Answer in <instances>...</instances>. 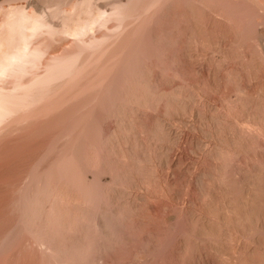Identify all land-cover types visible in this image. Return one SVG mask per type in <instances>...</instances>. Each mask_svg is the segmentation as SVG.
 Returning <instances> with one entry per match:
<instances>
[{
    "label": "rangeland",
    "instance_id": "374dc122",
    "mask_svg": "<svg viewBox=\"0 0 264 264\" xmlns=\"http://www.w3.org/2000/svg\"><path fill=\"white\" fill-rule=\"evenodd\" d=\"M76 1L77 0H63V1L62 0H0V45H2L0 46L1 47L0 51L1 49L5 51L9 49L7 53L10 54L12 52L10 51L12 50V48L14 52H17V50H21L24 47H26L28 52L32 54L30 55V58L27 57L26 59H29V61L31 62L33 61L32 63L31 62L28 63L29 61H26L27 63L25 62L28 65L27 67L26 66L24 67V69L26 70L20 69L23 74L20 73L21 71L18 72L17 70L14 69L15 71H17L16 73L18 75L14 73L15 71L14 72L11 71V74L9 73L8 75L7 73L6 76L4 75L0 79L1 80L0 90L2 91V92L0 91V95L2 94L1 96H3V94L5 93L4 97L6 98L7 96L5 95L8 94L10 98V95L13 94L11 98H14L15 96V99H17L18 101V102L14 101V104L16 107V108L14 107L15 108L14 114L16 116L13 113H11L13 116L11 114L7 116V118L3 120L4 122H6L7 120V122L4 123L2 121L4 125L2 123L0 125V264H58V263L59 264H71V263L74 264L76 260L77 262L75 264H103V259L105 260L104 261L105 264H152V263L157 264L156 263L157 260L158 259L160 260L162 257H164V255L168 253L169 248H171L172 246L173 247L175 246L173 242L176 239V237H174V236H177L176 234L180 232L189 233V231H187L188 229L193 231V228H195L196 230V227L197 229H199L198 225H200V228H202V224H203L202 222H204V221H200L201 222L200 223V222H197V220H194L196 223L193 222L195 224H191L192 222L190 223V220L186 218L185 214H181L182 208L184 207H189L198 212L203 206L202 205L203 201H199L200 200L199 192H195L194 188L192 187L190 188V186H187L185 184L183 185L181 180H178L175 183L176 190H178L177 194L179 193V195H177V199H173V198L170 199V196L167 195V193H165L166 191L163 190L165 196L167 195V198L164 197L163 200H160L165 204L161 202L160 204L162 205L161 206L162 209H160L159 207L160 205H158L159 209L157 210V213L155 214H151L150 212L151 210L148 211L147 209L148 207L142 203L143 207L139 208L140 217H138L139 215L134 216V214H131V210H128L130 209L129 207L130 205L128 206L127 203L122 202L125 200H122V201L110 200V199L107 200L108 197H105L106 195L105 196L102 195L100 199H98L99 201L98 200L97 202L94 201L96 205L93 204L94 208L91 207L92 212L90 214L91 216H89L91 217V219L87 220L88 223L86 221H84L83 224H81V222H78V224L82 225V227L79 225L81 228H84V230L85 228H87L89 229V232L88 230H85V231L83 229L81 230H83L88 235L91 233L90 236L85 234V237H84L83 236L84 232L82 233V231L80 230L82 233L81 238L83 236L86 242L91 239V241H88L89 243L87 242L88 245H86L87 243L83 244V241H82L83 238L80 239V237H78L77 235V232L80 229V227L77 226L76 228L78 230L76 229V232L74 231V233H72L71 231V233L74 234L75 239L78 237V239L81 240V243L83 245L80 243L79 244L82 246H85V248L84 247L83 248L86 250H83L82 252L81 251L80 252L84 255L86 253L88 254V255L86 254L85 256L83 255L82 257H81V253L79 256L75 255L74 257H76V260L75 258L73 259V257L71 258L70 255L73 256V253H70L71 251L69 252L67 251L68 254L66 252H63L65 255L62 252L60 253V255L59 254L56 255L55 251L49 250L52 248H48L47 246H45V244L39 243L40 240H38V238H41V235L39 234V237H38L36 230L33 229L35 232H33L32 229H31L32 231L30 230V228L32 227L26 224L27 218L25 217V215L29 213L31 209H33L32 207H35L36 204H38L36 203L37 201L43 204L44 202L40 200L30 202V200L33 199L32 197L35 196L34 194H36L37 196L40 192L41 193L45 192L44 190L46 189V187H49V189H53L54 187L56 189L57 188L62 189L61 188L62 186L64 187V190L62 189V191L63 192L65 191L64 192L65 196L67 195L68 192L66 193V191L68 189L67 188L68 182L66 181L68 179L67 178L68 170L65 171L67 167L63 168L64 167L63 158L64 160H66L67 157H70V155L74 154V156L81 155L80 157L83 158L82 160H84L83 153L85 154L86 149L90 148L88 146L89 145L91 146L90 141L88 142V140H91L90 138L93 139V136H94L93 131L90 133L89 131L92 130V128L94 130L95 126L98 129L105 128L104 130L106 131L107 130L109 131V129L114 130L116 128L115 130L116 136H114V139L115 137H117L116 139L119 140V137L121 136H122L121 137L122 139H126L123 137L124 133L127 136V138L129 137V139H126V140H128L129 145L131 147L127 146L128 142L126 140H124L126 141L124 142L123 140L121 141V138H120L119 141L120 143L123 142L122 144L123 149L126 148L127 151L132 150L131 154L134 155L133 157L136 156L135 157L136 162L134 160V162L136 163V166H135L136 169L134 168V166L133 167L131 166L133 168L132 171L135 169V171L133 172L136 175L135 174L133 175L137 177L138 179L143 180V182L145 180L148 182L149 181L152 182L148 184L150 186V188L148 187L149 191L153 190L150 192L159 191L158 190L159 188H157V186L160 184H161L160 188L162 189V185H163L162 182H164L163 180H165V176H166V172L163 171L162 169L150 167L148 164L145 165L144 162L140 161L143 157V154L145 153L148 154V151L149 152L151 151V149H149V140L151 141L150 138H152L153 134L157 131L155 128L156 127L155 123L157 120H160L161 122L163 121V124H165L166 126L168 125L167 127H174V129L178 133L186 132L187 134H189L188 138H191L194 144H196V142L208 144L209 141H212V139L209 138L208 135H210L215 140L217 138V141L220 143V146H222V148L220 147L221 150L223 149L224 151L222 152L220 148L218 147L217 150L219 153L217 151L216 153L220 154L221 157H219V155H217L216 153L214 154L215 151H213L210 153L211 156L209 155L207 158L204 157V159L202 157L201 159V161L203 160L202 163L205 166V171L206 170H207L206 172L209 171L212 175H213L214 170L211 169L212 166L210 167V164L212 161H214V159H217V156L220 159H222L223 157L224 159H222V161L227 160L228 164H230L233 160H234L233 161L234 164H235V161L236 163H238L239 161L240 162L243 161L242 163L244 164V168H243V165L240 164V162L238 163V166L241 165L240 168L244 169V170L242 169L240 170L241 173H244L246 171L245 172L246 174L247 173L250 174V172L252 171H249V169L253 170L252 168L253 166L260 168L259 167L260 165L261 168L264 167V153H262L264 150V116H263L264 115V112H263L264 111V0H211L210 2L209 0H193V1L192 0H174V1L173 0L172 1L171 0H160V1L159 0H129V1L128 0H125V1L124 0L122 1L121 0H111V1L110 0L108 1L107 0H80L81 3L78 0L79 4H77L78 1L77 2ZM74 3L76 7L74 6ZM123 4L125 5V7ZM117 5L120 7H117ZM109 6H111V8ZM74 8H76V11ZM117 8L122 9V13H120L121 12L120 9L118 10V12L120 11L119 13L121 16L119 15V13H117V15L114 14V16H111L110 15L112 14L111 11L114 12L113 10ZM99 10H100V13H99ZM107 11H110L109 12L110 14H108ZM64 13L68 15H65L64 17ZM102 13L103 14L106 13L105 16L110 15V16H107V18H105L106 21L104 19L100 20L97 18V16ZM21 14H26V16H28L29 18L32 17V19L34 18L33 20L30 19L29 20L30 22H27L24 25L25 28L23 26L24 29L22 27H18V25L17 26L12 25L13 22L18 18V16L20 17ZM126 14H129L130 16ZM94 16L96 17L94 18ZM88 17L89 18L91 17L92 19L91 18L89 19ZM113 17L115 18V20H113L114 19ZM118 17L120 20L118 19ZM35 18H37V20ZM66 18L68 19L66 20ZM110 18H112V20ZM38 19H40V21ZM116 19L118 20V22L121 21L120 22L121 24L118 22L115 23ZM35 20L40 23L43 22L40 26L41 28L43 25H47L48 27L43 26V29L40 30L39 28V31L37 30L38 32L37 31L32 32L31 24ZM80 20L81 21L83 20V21L81 22ZM101 21L106 22V24ZM9 23L10 24L12 23L11 24L12 26ZM100 23L104 24L103 26L105 27L102 26L101 28ZM84 24L88 26L91 25V28L89 27L88 28L89 30L85 34L86 37L89 35L88 36L89 38L87 37L85 40H84L85 35L83 38V36L80 37L81 35H74V32L72 33L73 30L75 31V30H79L81 27H83V29L87 27V26H84ZM123 25L125 26L123 27ZM93 27H95L96 29H94ZM99 27L101 30L99 29ZM29 28L31 29L29 30ZM124 28H125V31H124ZM11 29H13V31H11ZM111 29H113L115 33ZM117 29H118V32H117ZM17 30H20V32ZM22 30L23 31L26 30V31L22 32ZM30 31L34 34L31 35ZM108 31L110 33H108ZM94 32L95 33L97 32V33L95 34ZM109 34L112 38L109 37ZM23 35L28 36V38L26 39ZM104 35H107V36H104ZM112 35H114L115 37ZM74 37L77 39H75ZM99 37L100 38L102 37V39L103 38L105 39L108 37V39L112 41L110 44L114 42L116 46H114L115 44H112L108 50L110 52L107 51L105 55L103 54L104 56L102 55V53H100V55L98 56L99 58H96L97 56L90 58L89 56V59L93 60V61L91 60L92 63L90 60L86 58L84 59L83 57L81 60L80 53L83 51L82 44L84 43V41L86 43V41L87 42H89L90 40L92 41L93 38L99 39ZM116 38H117V41L120 39L122 40L118 41L117 43ZM73 39H75L76 41L74 42ZM80 39L84 41L82 42ZM79 40H80V43H79ZM141 47H143L144 49L142 48L143 50H141ZM131 49L134 52V54H132V56L134 55L133 59L136 61L135 62L133 59H131V63L132 61L135 62L133 63V65L137 63L136 66L138 65L137 69L139 68V70H137L138 72H136L137 77L134 76L136 74L135 73L136 67L134 65L133 68L135 69L134 70L135 74L133 73L134 74L133 76H129V75L128 76L131 78L136 77V79L132 78V80L136 81L137 78L143 79L144 78L143 76L146 77V74L152 73V78H153L152 80H154V82L152 81L153 83L151 85L153 86L151 87L153 88V90L154 88L157 89V87H158V91L159 89L161 90L163 89V94L160 96V99H159L160 104L158 103V106L159 105L160 106L154 107L155 109L146 108L144 109L146 112L142 110L140 112L135 111L134 113V110H137L136 109L137 106L135 103H132L133 101H135L134 99L135 97H133L131 91L138 89L139 87V84L137 85L138 80L136 82L134 81L128 82V80L126 79H131V78H128V77H125L126 79L121 78L126 75V70H125L126 68L125 67L123 68V65L127 63L126 61H128L129 55L131 58V54H130L132 52L130 51ZM134 49L136 50V52L139 51L138 54H135L136 52L134 51ZM140 50L143 52H141ZM5 51H1L3 52L1 54L6 53ZM139 55H142V56L140 57ZM3 56L1 55L0 58H3ZM125 56L126 58H128L127 60L125 59ZM72 59L73 61L74 60L75 61L72 62ZM122 61L123 62L125 61V63H123ZM71 62L73 63L72 64L73 65L72 69L74 68L73 72L71 69H70L71 71L69 70L68 66H67V70H65L66 69L65 66L67 64L69 65ZM128 62H130V60ZM74 63H76V65ZM88 63H89L90 68L86 66L88 67L86 68L88 70L87 72V70L83 69V67H85V65H88ZM29 64L30 65L33 64V65L30 66ZM82 64L84 66H82ZM63 66H64V69H63ZM74 66L79 71L78 70L75 71L76 68ZM60 67H62V69ZM113 67H114V70H113ZM129 70L131 71V69ZM78 72H80L81 74H79ZM122 73L124 75L120 76ZM33 76L34 78L36 76L37 79L36 78L34 79ZM38 78L40 79V81ZM31 79L32 80L34 79L33 82ZM101 79L104 80L105 83ZM113 79L115 80L116 83L114 82ZM117 79L118 81H116ZM123 79L125 80L124 82L125 84L122 83ZM126 81L130 83V85L134 82V84L131 86L132 88L133 86H135V89L128 88L127 87L128 83ZM38 82H41V83L38 84ZM109 82L112 84V86H114L115 90L116 89L119 90V91L116 90V93H117L115 97V99H117L116 104L123 102L122 104L120 103V105L124 107L123 109L124 111H122V113L124 114L125 112H128L129 114L126 113L127 118L130 116L129 120L130 122H133V124H131L133 126L131 129V132L129 131L130 133L124 132V130H121L122 129V127H120L121 125L119 123H118L119 125L117 123L116 125L114 118L110 117L111 115L108 112L109 110L111 112L113 109L112 108L113 100L111 102L105 103V106L107 108L104 109L103 106H101L104 110L102 108L94 106L97 100L98 101L101 100L100 98H102L103 100V97H104L103 95L105 94V91H106L105 88L107 89L106 86L110 84ZM31 83L32 85H35V86L31 85L34 89L31 86H30V89L28 88L29 90L25 89V87H29L28 85ZM98 83L101 85H99ZM102 83L105 87L102 85ZM115 84L118 85L119 87L117 88ZM20 86L21 87L23 86V87L21 88ZM39 86L42 88H40ZM124 86L127 88L123 89ZM14 87H15V90H14ZM16 87L20 91H17L18 89ZM20 88L21 89L24 88V90L21 91ZM126 89L127 90L131 89L128 91V95L126 94V91H127ZM156 89L154 90L155 93L158 92L156 91ZM3 91H6V92H3ZM8 91L13 92V93L9 94ZM117 91L118 92L123 91V92H120L119 94ZM18 92H20L21 94ZM188 93L189 94L193 93L194 94L193 98L191 99L187 98L186 94ZM125 94L127 95V97H125L126 96ZM16 95L17 96L19 95L18 96L19 99L16 97ZM21 95H23V97L24 96L26 97L23 99V97L21 98ZM121 95H123L125 98H123V96L121 97ZM129 95L132 96V98L129 97ZM163 95H165V97ZM183 95H186V96H183ZM169 96L174 97L175 99L177 98L179 100L186 101L187 103L191 104L190 106L195 107V109L199 111V113L203 117L200 119L199 118L197 119L196 117H193L191 114H187L185 116V120L187 121V123H180L179 121H177V123L175 124L173 122L174 120H171L174 118V117H171L173 115L172 113L176 112L175 109L172 107L173 105H169V104L166 105L167 103H164V101L167 102L166 100H167V97ZM161 97H164V98H161ZM11 98L10 100H12ZM165 98L166 100H164ZM119 99H121V101ZM132 99L134 100L132 101ZM102 100L99 102H102ZM115 101L116 100H114V103ZM246 101L247 102L249 101L248 102L249 104L245 103ZM244 103L245 105L248 104L249 106H252L255 111L253 112V115L251 116V119L252 118L253 119L250 120L249 123L246 120L247 119L246 115L244 113L243 114L241 113L242 107L240 106H242ZM258 103L260 104L261 108L259 107ZM107 104L109 105L107 106ZM254 105L256 107V110H255ZM156 108L162 112H159L158 110H156ZM170 108L173 110H171ZM169 109L170 111H173V112L170 113ZM93 110L96 112V114L93 112ZM99 110L101 111L99 112ZM106 111L108 114L107 116H105ZM16 112L18 113L16 114ZM94 114L96 115V118H93L92 120L91 117H95ZM99 115L101 116L99 117ZM150 115L152 117H150ZM97 116L99 119H97ZM218 117L220 118V121L222 122V124H217V125L211 124L209 120L211 118L216 119ZM103 118H104V121H102ZM178 118H181V117L177 116V119ZM258 118H261V119L263 118V119L262 120L260 119L261 120L260 121ZM94 119L95 120L97 119L95 124L93 123V121H95ZM89 124L91 125L94 124V126L93 125L91 126ZM100 125H103V127ZM88 126H89V129H88L89 131L87 132ZM90 126H91V129H90ZM85 129H86L85 132H87L89 135L92 133V135L90 136L85 133L86 135L85 137H87V135L89 137V139L87 137L88 140L84 139L83 131ZM246 130L247 131L250 130V132L248 131L249 133H247ZM127 134L128 135L130 134V136H128ZM248 134H249V137H248ZM95 135L96 136H94V140L96 139V143H97V141L99 140V136L97 133H95ZM222 136H224L225 145L223 143L224 140L221 141L222 143L218 140V138ZM235 139H237V141ZM190 140L186 141L184 145L182 146V148L180 149L181 152L184 154V159L181 162V167L183 168L186 166H190L193 162L197 161L198 159L200 161V158H201V155H200L201 150L199 149V151L198 150L194 151L195 148L193 146L192 140L191 141ZM93 142L95 143V141ZM163 142L160 141L159 143L166 146L167 144L165 143V141ZM241 142L243 143L249 142L250 146L249 144H247V147H246L247 149L249 147L248 151L247 149H245V147L243 148L242 146L243 143L241 144ZM112 146L114 147L115 145L114 144L110 145L111 149H112ZM69 151H70V154H69ZM110 151L111 150L108 149V152ZM127 151L125 150V152ZM231 151H232L231 153L232 155H230ZM234 152H236V154ZM223 153L226 154L225 157ZM105 154L111 155L109 156L110 159L115 161L112 153H109V154L105 153ZM60 158L62 161L60 160ZM129 161L131 160H129L128 158L126 159L125 156H124V160L122 159V163L127 162L126 164H129ZM134 162L133 164L135 165ZM253 162L256 164H254ZM57 163L59 164V166ZM125 163L123 164L126 165ZM245 166H247L248 168H246ZM127 167H130V165ZM58 168L60 169L58 170ZM62 168H63V171H62ZM53 172H55L54 173L55 175L53 174ZM56 172L58 173V175L56 174ZM212 175L204 179V183L206 184L208 188L209 186L211 188H214L213 186L214 184L212 183L213 182ZM52 176L54 177V179L52 178ZM48 179L50 180V182ZM227 180L230 181V179H227ZM146 181H145V184L147 183ZM241 181L242 183L244 182V180H241ZM31 182L32 183L34 182L33 186ZM155 182H158V183L155 184ZM174 182L172 184H174ZM57 184L58 185L61 184V185L57 186ZM30 191H31V194L29 193ZM139 191L146 192V190L144 189H141ZM215 191L216 192L218 191L217 193L219 192L221 193L219 189L218 190L216 189ZM75 192L72 195H76ZM30 195L32 199L29 197ZM69 195H71V192H69L67 196ZM202 195L204 198L205 197L204 194ZM65 196H63V198L61 196V199L63 200H58V202H60L61 205L62 204L64 205L62 206L65 208V210H67L66 212L68 213L71 212L69 214L70 216L71 215L73 216L74 214L77 216L78 214H80L79 213L80 211H78V209L80 208L79 205L82 204L80 203L81 201L79 200L80 201L79 202L78 200H75V201L68 200V198ZM71 197L72 196H69V198ZM64 198H66L67 200H65ZM203 198L201 200H203ZM204 199L206 200L207 198H204ZM220 200H224V199L221 197ZM115 201H116V204H115ZM30 206L31 208L29 209ZM39 206L35 207L34 210L32 211H35V209L38 208ZM121 207H124V208H121ZM144 207L145 208L147 207V208L145 209ZM79 210H81V208ZM117 210H118V213L120 212L119 214L117 213ZM125 210L126 211L128 210L130 214L128 211L126 212ZM98 211L99 213L101 211L104 212L105 216L104 215L102 216H104L105 218L104 227L106 228L107 232H104V233L101 232V230L105 231V228L97 230L99 229V227L97 226L95 219H96V216L98 215ZM173 211L177 213L176 215L177 218H175L174 221L172 220L171 222H168L166 220V217L168 216V214L169 215L173 214L172 213ZM103 212L101 214H103ZM201 212H202V209H201ZM201 212L199 211L198 213H201ZM113 215H116V216L124 215V216L123 217L121 216L122 218L121 217L119 218ZM161 215L163 216L162 218L160 217ZM207 216L208 214L205 215V217ZM159 217L161 221L159 220ZM155 218L158 219V220L156 219V222H155ZM164 218L167 223L163 220ZM114 219H117V220H114ZM207 219H210V221ZM213 219L214 221H216L215 218H210V216L207 217L205 220L209 222H213ZM89 220H92V221L90 222ZM144 221H145V224L140 225L139 222H141L142 224L144 223ZM218 221H216L215 223H218L219 225L217 224L216 225L217 226L221 225L222 227V222H218ZM105 222L106 224L108 222L109 226L108 224L106 226ZM161 222H163V225ZM91 223L93 224V226ZM146 224H147V227H146ZM171 224L175 225V226L172 225L174 226V228L171 226ZM156 225L157 226L159 225V226L156 227ZM83 226H86V227H83ZM152 226L154 228H152ZM112 228L114 229L111 230ZM160 230H162L163 233L160 232ZM80 231L78 233L79 235H80ZM221 231L223 232V227L221 228ZM221 231H219V235L222 234ZM150 234L151 236H149ZM157 234L158 236H165V238L163 237L164 238L163 242L160 239L161 237H158ZM92 235L94 236V239ZM204 237L209 240L212 239V237L209 235H205ZM128 238H130V241L127 240ZM78 239H76L75 241H77ZM110 239L112 240V242H110L111 241ZM93 240L96 244L97 243L98 244L95 245ZM125 240L127 241V244L129 242L130 244L127 245L125 243ZM90 243H91V248H89ZM76 246H78V244ZM82 246H78L76 248L78 249L80 247L79 250H82L81 249ZM77 249L75 250L79 251ZM192 250L194 249L192 248ZM49 254L51 255V257ZM67 255L70 257H66ZM60 258L61 259L63 258V259L61 260ZM68 258H71V259H68ZM153 259L156 262L153 261Z\"/></svg>",
    "mask_w": 264,
    "mask_h": 264
},
{
    "label": "bare ground",
    "instance_id": "6f19581e",
    "mask_svg": "<svg viewBox=\"0 0 264 264\" xmlns=\"http://www.w3.org/2000/svg\"><path fill=\"white\" fill-rule=\"evenodd\" d=\"M63 1V0H62ZM78 1V0H77ZM76 1V2H77ZM80 1V0H79ZM79 1L77 2V4H79ZM108 1V0H107ZM111 1V0H110ZM122 1V0H121ZM125 1V0H124ZM129 1V0H128ZM160 1V0H159ZM172 1V0H171ZM174 1V0H173ZM193 1V0H192ZM192 1H190V2H192ZM211 0H209V2H210ZM68 2V1H67ZM102 2V1H101ZM209 2H208V4H209ZM66 3V2H65ZM71 3H72V1H71ZM80 3H81V1H80ZM95 3V2H94ZM106 3V2H105ZM126 3H127V1H126ZM201 3V2H200ZM156 4V3H155ZM204 4V3H203ZM207 4V5H208ZM84 5V4H83ZM88 5H89V3H88ZM94 5V4H93ZM106 5V4H105ZM108 5H110V4H108ZM124 5V4H123ZM179 5V4H178ZM64 6V5H63ZM74 6L76 7V5H75V3H74ZM87 6V5H86ZM100 6V5H99ZM102 6V5H101ZM116 6V5H115ZM205 6V5H204ZM210 6V5H209ZM82 7H84V6H82ZM96 7V6H95ZM104 7V6H103ZM103 7H102V9H103ZM110 8H111V6H109ZM113 7V6H112ZM117 7H120V6H118L117 5ZM124 7H125V5H124ZM73 8V7H72ZM71 8V9H72ZM78 8V7H77ZM107 8V7H106ZM121 8H123V7H121ZM206 8V7H205ZM75 9V11H76V8H74ZM87 9V8H86ZM99 9V8H98ZM97 9V10H98ZM120 8H117V9H114L113 11L114 12H112L111 11V13L112 14H110L109 12L110 11H107V13L108 14H110L111 16H114V14L115 15H117V13H119L118 12V10H119ZM128 9V8H127ZM146 9V8H145ZM155 9V8H154ZM174 9V8H173ZM172 9V10H173ZM180 9V8H179ZM62 10V9H61ZM121 10V12L120 13H122V9H120ZM73 11V10H72ZM104 11V10H103ZM102 11V12H103ZM154 11V10H153ZM152 11V12H153ZM67 12H69V11H67ZM83 12V11H82ZM92 12V11H91ZM95 12H97V11H95ZM174 12V11H173ZM99 13H100V10H99ZM120 13H119V15H120ZM125 13V12H124ZM148 13H149V11H148ZM193 13V12H192ZM70 14V13H69ZM72 14V13H71ZM83 14H85V13H83ZM89 14V13H88ZM88 14H86V15H88ZM92 14V13H91ZM98 14V13H97ZM106 14V13H105ZM105 14H100V15H98L97 16V18L98 19H104L105 21H106V19L105 18H107V16H110V15H107V16H105ZM32 15V14H31ZM63 15V14H62ZM65 15H68V14H65L64 13V17H65ZM82 15V14H81ZM118 15V16H119ZM126 15H129V14H126ZM33 16H34V14H33ZM89 16H91V15H89ZM105 16V17H104ZM121 16V15H120ZM130 16V15H129ZM128 16V17H129ZM36 17V16H35ZM69 17V16H68ZM75 17V16H74ZM77 17V16H76ZM79 17V16H78ZM96 16H94V18H95ZM131 17H133V16H131ZM183 17V16H182ZM19 18V19H18ZM18 18L16 19V20H18V21H16L15 19V21L13 22V24L12 25H15V26H17L18 25V27H22L23 28V26L27 23V22H30L29 20L30 19H32V17L31 18H29L28 16H26V14H21L20 15V17L18 16ZM70 18H71V16H70ZM89 18V17H88ZM91 18V17H90ZM89 18V19H90ZM93 18V19H94ZM114 18V17H113ZM34 19V18H33ZM32 19V20H33ZM36 20H37V18H35ZM41 19V18H40ZM40 19H38L39 21H40ZM68 18H66V20H67ZM74 19V18H73ZM92 19V18H91ZM109 19V18H108ZM111 20H112V18H110ZM118 19H119V17H118ZM123 19V18H122ZM34 21L32 24H31V28H29V30L31 29V31L33 32V31H39V28H40V30L41 29H43V26H45V27H48L47 25H43L42 26V28L40 27L41 26V24L43 23H40V22H38V21ZM70 20V19H69ZM76 20V19H75ZM99 20V21H100ZM113 20H115V18L113 19ZM120 20V19H119ZM136 20V19H135ZM42 21V20H41ZM72 21V20H71ZM81 21V20H80ZM83 21V20H82ZM81 21V22H82ZM98 21V22H99ZM110 21V20H109ZM126 21V20H125ZM124 21V22H125ZM12 22V21H11ZM32 22V21H31ZM70 22V21H69ZM76 22V21H75ZM80 22V23H81ZM90 22V21H89ZM88 22V23H89ZM101 22H103V21H101ZM116 22H118V20L116 19V21H115V23ZM121 22V21H120ZM120 22H118V23H120ZM129 22V21H128ZM16 23V24H15ZM65 23V22H64ZM63 23V24H64ZM68 23V22H67ZM103 23H105L106 24V22H103ZM110 23V22H109ZM151 23H152V21H151ZM240 23V22H239ZM10 24V23H9ZM10 24V25H11ZM66 24V23H65ZM69 24V23H68ZM78 24H79V22H78ZM101 24V23H100ZM113 24V23H112ZM121 24V23H120ZM119 24V25H120ZM126 24V23H125ZM156 24V23H155ZM155 24H154V26H155ZM11 25V26H12ZM94 25V24H93ZM95 25H96V23H95ZM99 25V24H98ZM104 24H101L100 26H101V28H102V26H103ZM127 25V24H126ZM128 25H130V24H128ZM180 25V24H179ZM239 25V24H238ZM10 26V27H11ZM15 26H13V27H15ZM69 26V25H68ZM67 26V27H68ZM74 26V25H73ZM84 26H87V27H85L84 29H83V27H81L79 30H73V29H71V30H73L72 31V33L74 32V35H81L80 37H82L83 36V38H84V35L86 34V32L89 30L88 28L90 27L91 28V25L90 26H88V25H85L84 24ZM107 26V25H106ZM113 26V25H112ZM115 26V25H114ZM125 25H123V27H124ZM153 26V25H152ZM103 27H105V26H103ZM110 27V26H109ZM122 27V28H123ZM126 27H128V26H126ZM147 27V26H146ZM24 28H25V26H24ZM23 28V29H24ZM94 29H96L95 27H93ZM118 28V27H117ZM159 28H160V26H159ZM61 29V28H60ZM98 29V28H97ZM99 29H100V27H99ZM109 29V28H108ZM128 29V28H127ZM126 29V30H127ZM15 30V29H14ZM62 30V29H61ZM101 30V29H100ZM103 30V29H102ZM112 31H113V29H111ZM110 30V31H111ZM116 30V29H115ZM120 30H122V29H120ZM129 30V29H128ZM148 30V29H147ZM171 30V29H170ZM11 31H13V29H11ZM17 31H19L20 32V30H17ZM26 31V30H25ZM25 31H23L22 30V32H25ZM30 31V32H31ZM37 31V32H38ZM92 31V30H91ZM124 31H125V28H124ZM164 31V30H163ZM31 32V35L32 34H34V33H32ZM61 32H63V31H61ZM114 32V31H113ZM117 32H118V29H117ZM150 32V31H149ZM157 32V31H156ZM12 33V32H11ZM17 33V32H16ZM69 33V32H68ZM92 33V32H91ZM90 33V34H91ZM95 33V32H94ZM97 33V32H96ZM95 33V34H96ZM106 33V32H105ZM108 33H110L109 31H108ZM115 33V32H114ZM113 33V34H114ZM125 33V32H124ZM148 33V32H147ZM26 34V33H25ZM150 34V33H149ZM153 34H155V33H153ZM166 34V33H165ZM71 35H73V34H71ZM70 35V36H71ZM116 35V34H115ZM119 35V34H118ZM117 35V36H118ZM159 35V34H158ZM24 36V35H23ZM68 36V35H67ZM89 36V35H88ZM87 36V37H88ZM92 36V35H91ZM99 36H100V34H99ZM102 36V35H101ZM104 36H107V35H104ZM112 36H114V35H112ZM124 36V35H123ZM165 36V35H164ZM171 36V35H170ZM173 36V35H172ZM262 36V35H261ZM26 39L28 38V36H24ZM73 37V36H72ZM86 37V35H85V38H84V40L87 38ZM109 37H111L110 36V34H109ZM115 37V36H114ZM113 37V38H114ZM154 37V36H153ZM31 38V37H30ZM75 38V37H74ZM83 38H81V39H83ZM89 38V37H88ZM112 38V37H111ZM125 38V37H124ZM143 38V37H142ZM152 38V37H151ZM168 38V37H167ZM170 38V37H169ZM263 38V37H262ZM75 39H77V38H75ZM75 39H73L74 40V42L76 41ZM80 39V40H81ZM91 39V38H90ZM90 39H88V40H90ZM127 39V38H126ZM153 39V38H152ZM166 39V38H165ZM171 39V38H170ZM80 40H79V43H80ZM84 40H81L82 42L84 41ZM120 40H122V39H120ZM120 40H118V41H120ZM128 40V39H127ZM144 40V39H143ZM149 40V39H148ZM167 40V39H166ZM91 41V40H90ZM87 42L86 41V43H85V41H84V43L82 44L83 45V51L80 53L81 55V60H82V57L85 59H88V60H92V59H89V56H90V58L91 57H96V58H99L98 56L100 55V53H102V55L104 54H106L107 53V51L109 50V47L112 45V44H115L114 42L112 43V44H110L112 41H110L109 39H108V37L107 38H103L102 39V37L100 38L99 37V39H96V38H93L92 39V41L91 42ZM116 41H117V38H116ZM118 41H117V43H118ZM147 42V41H146ZM149 42V41H148ZM167 42V41H166ZM23 43V42H22ZM21 43V44H22ZM78 43V42H77ZM128 43V42H127ZM131 43V42H130ZM133 43V42H132ZM173 43V42H172ZM76 44V43H75ZM148 44V43H147ZM157 44V43H156ZM19 45V44H18ZM24 45V44H23ZM27 45V44H26ZM151 45V44H150ZM0 46H2V45H0ZM21 46V45H20ZM114 46H116V44L114 45ZM135 46V45H134ZM143 46H145V45H143ZM78 47V46H77ZM125 47V46H124ZM1 48V47H0ZM3 48V47H2ZM21 48V47H20ZM114 48V47H113ZM117 48V47H116ZM128 48V47H127ZM131 48V47H130ZM136 48V47H135ZM143 47H141V50H143L142 49ZM152 48V47H151ZM14 49H15V47H14ZM115 49V48H114ZM164 49V48H163ZM9 50V49H8ZM8 50H2L1 49V51H5L6 53L8 52ZM111 50V49H110ZM140 50V51H141ZM156 50H157V48H156ZM160 50V49H159ZM0 51V57H1V55L3 56V58H0V59H2V60H0V79H1V77H3L4 75L6 76V74L8 73V75H9V73L11 74V71L12 72H14L15 70H17L18 72L19 71H21L22 69H24V67L26 66H28L26 63V61H29V59H26L27 57L28 58H30V55H32L31 53H29L28 52V50H27V48L26 47H24L23 49H21V50H17V52H14V50H13V48H12V50H10V51H12L10 54H6V53H4V54H1V53H3V52H1ZM15 51H16V49H15ZM118 51V50H117ZM120 51V50H119ZM130 51H132V49L130 50ZM134 51L136 52V50L134 49ZM161 51V50H160ZM163 51V50H162ZM34 52H35V50H34ZM77 52V51H76ZM108 52H110V51H108ZM139 52V51H138ZM138 52H136L135 54H138ZM141 52H143V51H141ZM74 53V52H73ZM112 53V52H111ZM130 53V52H129ZM150 53V52H149ZM160 53V52H159ZM78 54H79V52H78ZM110 54V53H109ZM113 54V53H112ZM121 54V53H120ZM123 54H125V53H123ZM131 58H130V55H129V59L128 58H126V56H128V55H126L125 56V59L127 60L128 59V61L130 60V62H128V61H126L127 63H125V61L123 62V63H125V65H123V68L125 67L126 69V75L124 76V77H121V78H125V77H128V78H131V77H129V76H133L136 72H138L137 70H139V68L137 69V66H136V64H134L135 65V67H136V70L133 68L134 67V65H133V63H135L136 61L133 59V57H134V55L132 56V54H134V52L132 51L131 53ZM146 54V53H145ZM166 54V53H165ZM103 55V56H104ZM114 55H115V53H114ZM122 55V54H121ZM157 55H159V54H157ZM40 56V55H39ZM67 56V55H66ZM77 56V55H76ZM140 57L142 56V55H139ZM146 56V55H145ZM57 57V56H56ZM59 57V56H58ZM110 57V56H109ZM137 57V56H136ZM67 58H69V57H67ZM121 58V57H120ZM147 58H148V56H147ZM114 59V58H113ZM131 59H133L135 62H133L132 61V63H131ZM34 60V59H33ZM55 60V59H54ZM63 60V59H62ZM79 60V59H78ZM80 60V61H81ZM95 60V59H94ZM122 60V59H121ZM53 61V60H52ZM69 61H71V60H69ZM69 61H68V63H69ZM75 61V60H74ZM73 61V59H72V62H74ZM85 61V60H84ZM93 61V60H92ZM92 61H91V63H92ZM113 61V60H112ZM114 61H116V60H114ZM139 61V60H138ZM26 62V63H25ZM31 61H29L28 63H30ZM33 62V61H32ZM31 62V63H32ZM67 62V61H66ZM65 62V63H66ZM70 63L69 65L67 64H65L66 66V69L65 70H67V66H68V68H69V70L71 69L72 70V72H73V69H72V64L73 63ZM77 62V61H76ZM79 62V61H78ZM83 62V61H82ZM86 62H87V60H86ZM86 62H85V64H86ZM95 62V61H94ZM120 62V61H119ZM119 62H117V63H119ZM26 65H25V64ZM36 63V62H35ZM34 63V64H35ZM52 63V62H51ZM58 63V62H57ZM62 63H64V62H62ZM90 63V62H89ZM89 63H88V65H85V67H83V69H86V68H88L89 67ZM122 63V64H123ZM75 65H76V63H74ZM78 64V63H77ZM107 64H108V62H107ZM30 65V64H29ZM31 65H33V64H31ZM30 65V66H31ZM115 65V64H114ZM133 65V66H132ZM144 65V64H143ZM62 66V65H61ZM82 66H84L83 64H82ZM86 66H88V67H86ZM96 66V65H95ZM99 66V65H98ZM118 66V65H117ZM132 66V67H131ZM142 66V65H141ZM147 66V65H146ZM56 67V66H55ZM75 67V66H74ZM92 67H94V66H92ZM91 67V68H92ZM115 67V66H114ZM114 67H113V70H114ZM130 67V68H129ZM16 68H18V69H16ZM61 69H62V67H60ZM76 68V67H75ZM79 68V67H78ZM90 68V67H89ZM111 68V67H110ZM116 68V67H115ZM132 68H133V70H132ZM148 68V67H147ZM15 69V70H14ZM21 69V70H20ZM31 69V68H30ZM63 69H64V66H63ZM120 69V68H119ZM129 69H131V71L129 70ZM154 69V68H153ZM24 70H26V69H24ZM23 70V71H24ZM70 70V71H71ZM78 69L76 68V70L75 71H77ZM87 70V69H86ZM124 70V71H125ZM134 70H135V73H134ZM17 71H15L14 73H16ZM58 71V70H57ZM70 71H69V73H70ZM79 71V70H78ZM91 71H93V70H91ZM124 71H122V72H124ZM150 71V70H149ZM152 71V70H151ZM68 72V71H67ZM71 72V73H72ZM87 72H88V70H87ZM119 72V71H118ZM21 74H23L22 73V71L20 72ZM24 73H26V72H24ZM79 74H81L80 72H78ZM86 73V72H85ZM134 73V74H133ZM141 73V72H140ZM147 73V72H146ZM17 74V73H16ZM66 74V73H65ZM89 74V73H88ZM115 74V73H114ZM7 75V76H8ZM15 75V74H14ZM18 75V74H17ZM20 75V74H19ZM67 75V74H66ZM70 75H72V74H70ZM69 75V76H70ZM122 75H124L123 73L120 75V76H122ZM129 75V76H128ZM137 75V73L134 75V76H136ZM84 76V75H83ZM116 76V75H115ZM139 76V75H138ZM154 76V75H153ZM41 77V76H40ZM57 77V76H56ZM77 77V76H76ZM82 77V76H81ZM99 77V76H98ZM137 77V76H136ZM136 77H132V78H135L136 79ZM144 78L142 79V78H137V80H138V83H137V85L139 84V87H138V89L137 90H132L131 92H132V95H133V97H135L134 99H135V101H133L134 99H132V103H135L136 104V106H137V110H134V113H135V111H137V112H140V111H142V110H144V109H146V108H150V109H152V108H154V107H157L158 106V103L160 104V96L163 94V89L161 90V89H159V91H158V87H157V89L156 88H154V90L156 89V91H158V92H156L155 93V91L153 90V88L151 87V86H153V85H151L153 82H154V80H152L153 78H152V73H148V74H146V77L145 76H143ZM33 78H34V76H33ZM35 78H36V76H35ZM34 78V79H35ZM71 78V77H70ZM80 78V77H79ZM78 78V79H79ZM112 78H114V77H112ZM132 78L131 79H126V80H128V82L129 81H134V80H132ZM3 79V78H2ZM33 79V80H34ZM37 79V78H36ZM39 79V78H38ZM42 79V78H41ZM77 79V78H76ZM96 79V78H95ZM32 80V79H31ZM30 80V81H31ZM33 80H32V82H33ZM69 80V79H68ZM102 80V79H101ZM107 80V79H106ZM110 80V79H109ZM114 80V79H113ZM120 80V79H119ZM136 80V81H137ZM1 81V80H0ZM38 81V80H37ZM39 81H40V79H39ZM45 81V80H44ZM95 81V80H94ZM102 81H104V80H102ZM116 81H118V79L116 80ZM136 81H134V82H136ZM153 81V82H152ZM42 82V81H41ZM41 82H38V84H40ZM46 82V81H45ZM98 82V81H97ZM108 82V81H107ZM112 82V81H111ZM114 82H115V80H114ZM125 82V80L123 79V82L122 83H124ZM127 82V81H126ZM127 82V83H128ZM134 82L131 84V85H133L134 84ZM30 83V82H29ZM35 83V82H34ZM69 83V82H68ZM104 83H105V81H104ZM110 83V82H109ZM116 83V82H115ZM99 84V83H98ZM111 84V83H110ZM110 84H108L106 87H107V89L105 88V94L104 93H102V94H104L103 96V100H102V98H100L101 100H102V102H99V101H101V100H97L96 101V103H95V105L94 106H96V107H99V108H102L101 106H103V108L105 109V108H107L106 106H105V103H108V102H111L112 100V102H113V106H112V111L110 112V110H109V108H108V110H109V114L111 115L110 117H113L114 118V121H115V124L117 123H119L121 126L120 127H122V129L121 130H124V132H131V129H132V125L131 124H133V122H130V120H129V117L127 118V115H126V113L127 114H129L128 112H125L124 114L122 113V111H124L123 109H124V107H122V105H120V103H118V104H116V102H117V99H115V97H116V90H118V89H114V86H112V84L110 85ZM117 84H119V83H117ZM125 84V83H124ZM136 84V83H135ZM20 85V84H19ZM18 85V86H19ZM28 85V84H27ZM32 85V83L31 84H29L28 86L29 87H25V89H30V86ZM46 85V84H45ZM48 85V84H47ZM50 85V84H49ZM93 85V84H92ZM99 85H101V84H99ZM98 85V86H99ZM102 85H103V83H102ZM122 85V84H121ZM130 83H128V85H127V87L128 88H132V86L130 85ZM32 86H35V85H32ZM31 86V87H32ZM37 86V85H36ZM41 86V85H40ZM39 86V87H40ZM94 86V85H93ZM104 86V85H103ZM115 86H117V88L119 87L118 85H116L115 84ZM21 87V86H20ZM23 87V86H22ZM21 87V88H22ZM46 87V86H45ZM105 87V86H104ZM127 87H123V89L124 88H127ZM17 88V87H16ZM20 88V89H21ZM33 88V87H32ZM36 88V87H35ZM40 88H42V87H40ZM92 88V87H91ZM97 88V87H96ZM120 88H122V87H120ZM133 88L135 89V86H133ZM132 88V89H133ZM5 89V88H4ZM18 89V88H17ZM28 89V90H29ZM34 89V88H33ZM101 89V88H100ZM122 89V90H123ZM12 90V89H11ZM10 90V91H11ZM14 90H15V87H14ZM13 90V91H14ZM22 90H24V88L23 89H21V91ZM98 90V89H97ZM127 90V89H126ZM129 90H131V89H129ZM129 90H127L126 91V94L128 95V91ZM161 90V91H160ZM1 91V90H0ZM17 91H20L19 89L17 90ZM101 91V90H100ZM119 91V90H118ZM117 91V92H118ZM2 92V91H1ZM3 92H6V91H3ZM16 92V91H15ZM30 92V91H29ZM96 92V91H95ZM120 92H123V91H120ZM120 92H118L119 94H120ZM178 92V91H177ZM8 93L10 94V93H13V92H9L8 91ZM18 93H20V92H18ZM17 93V94H18ZM26 93V92H25ZM5 94V93H4ZM4 94H3V96H1L0 95V125H1V123L3 124V120L4 119H6L7 118V116H9L11 113H13L14 114V110H15V104H14V101H17V99H15V96H14V98H11L12 97V95H10V98L13 100H10V98H9V95L7 94V95H5V96H7L6 98L4 97ZM21 94V93H20ZM31 94H33V93H31ZM125 94V95H126ZM26 95V94H25ZM123 95H124V93H123ZM123 95H121V97L123 96ZM127 95L125 96V97H127ZM131 95V94H130ZM129 95V97H131L132 98V96H130ZM170 95V94H169ZM187 95V96H186ZM186 95H183V96H186L187 98H193V93L192 94H186ZM192 95V96H191ZM19 96V95H18ZM18 96L16 95V97L18 98ZM118 96V95H117ZM164 97H165V95H163ZM171 96H173V95H171ZM171 96H169V97H167V100H166V98L164 99V100H166L167 102H165L164 101V103H167L166 105H173L172 107L175 109V111L177 112H175V113H172L173 115L171 116V114H170V116L171 117H174L173 119H171V120H174L173 122L176 124L177 123V121H179L180 123H187V121L185 120V116L187 115V114H191L193 117H196L197 119L199 118H202L203 116L199 113V111H197L196 109H195V107H193V106H190L191 104H189V103H187L186 101H182V100H179V99H175L174 97H171ZM23 97V95H21V98ZM26 96H24L23 97V99L25 98ZM124 96H123V98H125ZM159 97V98H158ZM164 97H161V98H164ZM186 98V99H187ZM195 98H196V96H195ZM194 98V99H195ZM9 99V100H8ZM19 99V98H18ZM106 100H108V101H106ZM114 100H116L115 101V103H114ZM120 101H121V99H119ZM119 100H118V102H119ZM162 100V99H161ZM20 101V100H19ZM23 101V100H22ZM127 101V100H126ZM192 101V100H191ZM244 101V100H243ZM258 101V100H257ZM18 102V101H17ZM21 102V101H20ZM19 102V103H20ZM24 102V101H23ZM22 102V103H23ZM30 102V101H29ZM129 102V101H128ZM249 102V101H248ZM247 101L245 102V103H248ZM256 102V101H255ZM98 103V104H97ZM123 103V102H122ZM121 103V104H122ZM245 103L242 105V106H240V107H242V109H241V113L243 114H245L246 115V120L248 121V123H249V121L250 120H252L251 119V116L253 115V112H255L254 111V108L252 107V106H249L248 104L247 105H245ZM93 104H94V102H93ZM92 104V105H93ZM125 104V103H124ZM135 104H133V105H135ZM163 104V103H162ZM259 104V103H258ZM24 105H25V103H24ZM109 104H107V106H108ZM111 105V104H110ZM16 106H17V104H16ZM22 106V105H21ZM124 106V105H123ZM160 106V105H159ZM158 106V107H159ZM165 106V105H164ZM15 107V108H14ZM91 107V106H90ZM95 107V108H96ZM111 107V106H110ZM126 107V106H125ZM254 107H255V105H254ZM259 107H260V104H259ZM19 108V107H18ZM22 108V107H21ZM99 108H97V109H99ZM102 108V109H103ZM261 108V107H260ZM263 108V107H262ZM91 109V108H90ZM94 109V108H93ZM101 109V110H102ZM103 109V110H104ZM155 109V108H154ZM153 109V110H154ZM160 109V108H159ZM171 109V108H170ZM170 109H169V111H170ZM257 109H259V108H257ZM23 110H24V108H23ZM92 110V109H91ZM101 110H99V112L101 111ZM102 110V111H103ZM156 110H158L157 108H156ZM164 110H165V108H164ZM167 110H168V108H167ZM171 110H173V109H171ZM255 110H256V107H255ZM21 111V110H20ZM20 111H18V112H20ZM97 111V110H96ZM126 111V110H125ZM145 111V110H144ZM159 111V110H158ZM169 111H167V112H169ZM258 111V110H257ZM256 111V112H257ZM18 112H16V114L18 113ZM93 112L96 114V112L93 110ZM98 112V113H99ZM105 112V111H104ZM146 112V111H145ZM144 112V113H145ZM155 112V111H154ZM159 112H162V111H159ZM166 112V111H165ZM171 112H173V111H170V113ZM259 112V111H258ZM264 112V111H263ZM90 113V112H89ZM103 113V112H102ZM156 113H158V112H156ZM261 113V112H260ZM91 114V113H90ZM94 114V116L95 117H91L92 118V120H93V118H96V115ZM101 114V113H100ZM105 114V113H104ZM103 114V115H104ZM165 114H167V113H165ZM169 114V113H168ZM12 115V114H11ZM15 115V114H14ZM108 114H107V111H106V115L105 116H107ZM147 115V114H146ZM153 115V114H152ZM158 115V114H157ZM255 115V114H254ZM13 116V115H12ZM16 116V115H15ZM93 116V115H92ZM101 115H99V117H100ZM169 116V115H168ZM177 116H180L181 118H178L177 119ZM219 116V115H218ZM258 116H259V114H258ZM264 116V115H263ZM150 117H152L151 115H150ZM261 117H262V115H261ZM9 118V117H8ZM102 118V117H101ZM105 118V117H104ZM104 118H103V120L102 121H104ZM155 118V117H154ZM158 118V117H157ZM245 118V117H244ZM256 118V117H255ZM10 119V118H9ZM8 119V120H9ZM97 119H99L98 118V116H97ZM96 119V120H97ZM106 119V118H105ZM131 119V118H130ZM148 119V118H147ZM160 119V118H159ZM259 120L261 119V118H258ZM257 119V120H258ZM263 119V118H262ZM261 119V120H262ZM91 120V119H90ZM91 120V121H92ZM95 120V119H94ZM96 120L95 121H93V123L95 124L96 123ZM256 120V119H255ZM260 120V121H261ZM3 121V122H2ZM99 121V120H98ZM114 121H113V123H114ZM132 121V120H131ZM151 121V120H150ZM155 121V120H154ZM210 122H211V124H213V125H217V124H222V122L220 121V118L218 117V118H216V119H214V118H211L210 120H209ZM246 121V122H247ZM6 122H7V120H6ZM6 122H4V123H6ZM88 122V121H87ZM255 122V121H254ZM253 122V123H254ZM256 122H258V121H256ZM98 123V122H97ZM104 123V122H103ZM144 123H145V121H144ZM147 123V122H146ZM168 123V122H167ZM172 123V122H171ZM173 123V124H174ZM94 124H92L93 126H94ZM116 124V125H117ZM118 124V125H119ZM152 124V123H151ZM154 124V123H153ZM4 125V124H3ZM89 125H91V124H89ZM91 125V126H92ZM112 125V124H111ZM116 125H115V127H116ZM155 125H156V132L153 134V136H152V138H150L151 139V141L149 140V149H151V151L149 152L148 151V154L147 153H145V154H143V157H142V159L140 160V161H142V162H144V164L146 165V164H148L150 167H155V168H160V169H162L163 171H165L166 172V176H165V180H163L164 182H162L163 183V185H162V189L160 188L161 187V182L159 183L160 185H158L157 186V188H159L158 190L159 191H166L165 193H167V195H169L170 196V199H177V195H179V193L177 194V191L178 190H176V187H175V183H176V181H178V180H181L182 181V184L184 185H187V186H190V188L192 187V188H194V190H195V192H199V194H200V200L199 201H203V203H202V207H201V209H202V212H201V209L199 210L201 213H198L197 211H195L194 209H191V208H189V207H184V208H182V211H181V214H185V216H186V218L188 219V220H190V223L191 224H195L196 222L194 221V220H197V222H200V221H204V222H202L203 224H202V228H200V225H198V227H199V229H197V227H196V225H195V227H196V230H195V228H193V231H195V232H193L192 230H187V231H189V233H184V232H180V233H178V234H176L177 236H174V237H176V239L174 240V247L172 246H170L171 248H169V250H168V253L167 254H165L164 255V257H162L160 260L158 259L157 260V262L153 259V261H155L157 264H162V263H164V264H179V263H183V264H264V167H262L261 168V166L259 165V167L260 168H258V167H252L253 168V170H250L249 169V171H252V172H250V174H246L244 171H242V172H244V173H241V169L242 170H244L243 168H244V164L242 163V162H240L239 160V162H240V164L241 165H243V168H240L241 167V165L240 166H238V163H236V161H235V164L233 163V161L230 163V164H228L227 163V160L225 161V160H223L222 161V159H224L223 157H222V159H220L219 157H221L220 156V154H217L216 153V151L218 152V147L220 148H222V146H220V143L217 141V138H216V140L214 139V138H212L210 135H208V137L209 138H211L212 139V141H209V143L207 144V143H197L196 141V144H194V142H193V140L191 139V138H188L189 137V134H187L186 132H183V133H178V132H176V130L174 129V127H167L165 124H163V121L161 122L160 120H157L156 121V123H155ZM91 126H90V129H91ZM98 126V125H97ZM100 126H102L103 127V125H100ZM151 126V125H150ZM85 127V126H84ZM106 127V126H105ZM148 127V126H147ZM191 128V127H190ZM89 129V126L87 127V132L89 131L88 130ZM105 129V128H104ZM104 129H102V128H96V126H95V128H94V130H93V128H92V130H90L89 131V133L90 132H92L93 131V133H94V136H96L95 135V133H97L98 134V136H99V140L97 141V143H96V139L94 140V136H93V139L92 138H90L91 140H92V142H91V140H88L89 139V137H88V133L87 132H85L86 131V129L83 131L84 133H83V135H84V139L85 140H88V142L90 141V144H91V146L89 145L88 147H90L89 149L87 148L86 149V152H85V154L83 153V157H84V160H82L83 158H81L80 156L81 155H78V156H74V154L73 155H70V157H67L66 158V160H64V158H63V168H65V167H67L66 169H65V171L66 170H68L67 171V181L66 182H68L67 183V186H65V187H67V188H65V189H67V191H66V193L68 192H71V195H69V196H72L71 198H69V196H67L68 195V193H67V195L65 196V191L63 192L62 191V189L64 190V187H62L61 186V188L62 189H56L55 187L53 188V189H49V187H46V189L44 190L45 192H40L37 196H36V194H34L35 196V198L34 197H32L31 198V195L29 196L32 200H30V202L31 201H36V200H40V201H42V202H44V204L43 203H39V201H37L36 203H38V204H36L35 202V204H36V206L35 207H37V206H39L38 208H36L35 209V211H32V210H34V208L35 207H32L33 209H31V211H29V213H27L26 215H25V217L27 218V222H26V224H28L30 227H32V228H30V230L32 229H34V230H36L37 231V234H38V237H39V234L41 235V238H38V240H40L39 241V243H42V244H45V246H47L48 248H52V249H49L50 251L52 250V251H55V253H56V255H60V253L62 252H66L67 254H68V252L69 251H71L70 253H73V256L72 255H70L71 256V258L73 257V259L75 258V260H76V257H74L75 255H80V253L83 251V250H86V249H84L85 248V246H82L83 244H86L88 241H91V239L90 240H88L87 242H86V240H84L85 238H83V236L85 237V230H88V232H89V229H87V228H85V230H84V228H81L82 227V225L81 224H83V222L84 221H86L87 222V220L88 219H91V217H89V216H91L90 214H91V210H92V208L91 207H93L94 208V205H96V203L94 202V201H96L97 202V200L98 199H100V197L102 196V195H106L105 197H108V199L107 200H120V201H122V200H125V201H122L123 203H127V205L130 207V209H128V210H131V214H134V216H138L139 215V208L140 207H143L142 206V203L145 205V206H147L146 208L148 209V211L149 210H151L150 212H151V214H155V213H157V210L159 209V207H160V209H162L161 208V202L162 201H160V200H163L164 199V197H166L167 198V195L165 196V194H164V191L162 192H159V191H157V192H150V191H153V190H150L149 191V188H150V186L148 185V184H150V183H152L151 181H146L147 183L145 184V181L143 182V180H140V179H138L137 177H135L133 174H135L133 171H135V166H136V160H135V157H133L134 155L133 154H131L132 153V150H128L127 151V149L126 148H124L127 152H125V150L123 149V142L122 143H120V138L122 137H119V140L118 139H116L117 137H115V139H114V136H116L115 134H116V132H115V130H116V128L113 130V129H109V131L107 130H104ZM108 129V128H107ZM147 130V129H146ZM249 132H250V130H248ZM247 130H246V132L247 133H249ZM129 132V133H130ZM85 133L86 134H88L87 135V137H88V139H87V137H85L86 135H85ZM114 133V134H113ZM148 133V132H147ZM121 134H123V133H121ZM149 134H150V132H149ZM90 135H92V133L90 134ZM89 135V136H90ZM124 136V138H126V139H129V137L127 138V136L125 135V133L123 134ZM128 135V134H127ZM148 135V134H147ZM251 135V134H250ZM119 136H120V134H119ZM128 136H130V134L128 135ZM237 136V135H236ZM215 137V136H214ZM248 137H249V134H248ZM96 138V137H95ZM225 138H227V137H225ZM236 138V137H235ZM126 139H122L121 138V141L123 140H126ZM192 140V143H193V146H194V151L196 150H198L199 151V149L201 150L200 152V155H201V158H200V161H199V159L197 160V161H195V162H193L190 166H186V167H181V162H182V160L184 159V154L181 152V148H182V146L184 145V143L186 142V141H188V140ZM214 139V140H213ZM232 139V138H231ZM230 139V140H231ZM147 140V141H148ZM190 140V141H191ZM218 140L221 142V141H223V143L225 142V139H224V136H222V137H220V138H218ZM228 140V139H227ZM236 141H237V139H235ZM93 141H95V143L93 142ZM127 142H128V140H126ZM126 141H124V142H126ZM163 142V141H165V143L167 144L166 146L165 145H162L161 143H159V142ZM232 141V140H231ZM92 143H93V145H92ZM164 143V142H163ZM222 143V142H221ZM233 143V142H232ZM235 143V142H234ZM243 142H241V144H242ZM115 145L114 147L112 146V149H111V147H110V145ZM147 144V143H146ZM236 144V143H235ZM247 144H249V142H244L243 144H242V146H243V148L245 147V149H247L246 147H247ZM126 145V144H125ZM224 145H225V143H224ZM127 146L129 147L130 145H129V142H128V144H127ZM126 146V147H127ZM231 146V145H230ZM249 146H250V144H249ZM70 147V146H69ZM72 147V146H71ZM131 147V146H130ZM232 147H233V145H232ZM221 148H220V150H221ZM227 148V147H226ZM236 148V147H235ZM262 148V147H261ZM84 149V148H83ZM108 149H110L111 151L110 152H108ZM129 149H131V148H129ZM146 149H147V147H146ZM148 149V150H149ZM242 149V148H241ZM248 149H249V147H248ZM248 149H247V151H248ZM260 149V148H259ZM78 150V149H77ZM233 150H235V149H233ZM262 150V149H261ZM105 151V152H104ZM107 151V152H106ZM130 151V152H129ZM147 151V150H146ZM213 151H215L214 152V154L216 153L217 155H219V157L217 156V159H214V161H212L211 162V164H210V167L212 166V168L211 169H213L214 171H213V175L208 171V172H206L205 171V166L203 165V163H202V161H201V159H202V157H203V159H204V157H208L209 155H210V153L211 152H213ZM222 152H224L223 151V149L221 150ZM225 151H226V149H225ZM105 153H112L113 154V158H114V160L115 161H113L112 159H110V157L109 156H111V155H107V154H105ZM150 153V154H149ZM219 153V152H218ZM229 153V152H228ZM232 153V151L230 152V155H232L231 154ZM235 154H236V152H234ZM262 153H264V150H263V152ZM69 154H70V151H69ZM115 154V155H114ZM222 154V153H221ZM224 154V153H223ZM229 155V154H228ZM114 156H116V157H114ZM124 156L126 157V159L128 158L129 160H131V161H129V164H126L125 162H123V163H125L126 165H124L123 163H122V159L124 160ZM211 156V155H210ZM215 156V157H216ZM226 156V154H224V157ZM233 156H234V154H233ZM260 156H261V154H260ZM121 158V159H119V158ZM213 157V156H212ZM263 157V156H262ZM210 158V157H209ZM238 158V157H237ZM244 158V157H243ZM260 158V157H259ZM137 159V158H136ZM212 159V158H211ZM226 159V158H225ZM239 159V158H238ZM60 160H61V158H60ZM134 160H135V162H134ZM138 160V161H139ZM241 160V159H240ZM62 161V160H61ZM83 161V162H82ZM258 161V160H257ZM58 162V161H57ZM133 162L135 163V165L133 164ZM254 163V162H253ZM58 164V163H57ZM143 164V165H144ZM254 164H256V163H254ZM55 165V164H54ZM130 165V167H127V166H129ZM209 165V164H208ZM245 165H246V163H245ZM57 166V165H56ZM58 166H59V164H58ZM57 166V167H58ZM134 166V170L132 171V167ZM257 166V165H256ZM262 166H263V164H262ZM246 168H248L247 166H245ZM52 168V167H51ZM63 168H62V171H63ZM251 168V167H250ZM60 168H58V170H59ZM210 169V170H211ZM228 169H229V171H228ZM52 170H54V169H52ZM227 171H228V173H227ZM51 172V171H50ZM55 172H53V174H54ZM60 173V172H59ZM63 173V172H62ZM66 173V172H65ZM56 174L58 175V173L56 172ZM55 175V174H54ZM60 175V174H59ZM62 175V174H61ZM136 175V174H135ZM212 175V177H213V186H214V188H211L210 186H209V188L206 186V184L204 183V179L206 178V177H208V176H211ZM64 176V175H63ZM163 176V175H162ZM39 177V176H38ZM46 177H48V176H46ZM55 177H57V176H55ZM65 177V176H64ZM63 177V178H64ZM52 178L54 179V177L52 176ZM51 178V179H52ZM59 178V177H58ZM156 178V177H155ZM231 178H233V179H231ZM47 179V178H46ZM50 179V178H49ZM48 179V180H49ZM62 179V178H61ZM227 179H230V181H228ZM44 180V179H43ZM63 180V179H62ZM121 180H123V181H121ZM211 180V179H210ZM241 180H244V182L243 183H245V184H243L242 183V181ZM31 181V180H30ZM57 181V180H56ZM55 181V182H56ZM175 181V182H174ZM36 182V181H35ZM49 182H50V180H49ZM58 182V181H57ZM65 182V181H64ZM174 182V184H172ZM210 182V181H209ZM32 183V182H31ZM34 183V182H33ZM33 183H32V186H33ZM156 183H158V182H155V184ZM179 183H180V181H179ZM37 184V183H36ZM35 184V185H36ZM65 184V183H64ZM43 185V184H42ZM61 185V184H60ZM60 185H58L57 184V186H60ZM66 185V184H65ZM96 185V186H95ZM174 185V186H173ZM29 186V185H28ZM55 186V185H54ZM216 186V187H215ZM39 187V186H38ZM37 187V188H38ZM43 187V186H42ZM53 187V186H52ZM149 187V188H148ZM48 188V189H47ZM97 188V189H96ZM152 188H154V187H152ZM211 188V189H210ZM34 189V188H33ZM141 189H144V190H146V192H140L139 190H141ZM188 189V188H187ZM220 190L221 191V193L219 194V193H217L215 190ZM61 190V191H60ZM36 191V190H35ZM39 191H41V190H39ZM77 193H76V192ZM156 191V190H155ZM75 192V194L76 195H72L73 193ZM26 193V192H25ZM30 194H31V191L29 192ZM37 193V192H36ZM28 194V193H27ZM202 194H204V198H207L206 200L203 198V195ZM33 195V194H32ZM198 195V194H197ZM26 196V195H25ZM61 196H62V198H63V196H65V197H67L68 198V200H80L79 202L80 203H82V204H80L79 206H80V208H81V210H79L78 209V211H80L79 213L80 214H78L77 216L74 214L73 216L71 215H69L70 213H68V212H66L67 210H65V208L61 205V203L60 202H58V200H63V199H61ZM168 196V197H169ZM201 196H202V198H203V200H201L202 198H201ZM221 197L224 199V200H220L221 199ZM103 198V197H102ZM165 198V199H166ZM179 198V197H178ZM182 198V197H181ZM220 198V199H219ZM65 200H67L66 198H64ZM194 199V198H193ZM197 199V198H196ZM28 200V199H27ZM105 200V199H104ZM179 200V199H178ZM99 201V200H98ZM196 201V200H195ZM64 202V201H63ZM109 202V201H108ZM26 203V202H25ZM67 203V202H66ZM71 203V202H70ZM77 203V202H76ZM107 203V202H106ZM163 203V202H162ZM32 204V203H31ZM34 204V205H35ZM69 204V203H68ZM94 204V205H93ZM98 204V203H97ZM104 204V203H103ZM113 204V203H112ZM115 204H116V201H115ZM147 204V205H146ZM163 204H165V203H163ZM42 205V206H41ZM82 205V206H81ZM93 205V206H92ZM101 205H102V203H101ZM158 205H160L159 207H158ZM196 205V204H195ZM32 206V205H31ZM31 206L29 207V209L31 208ZM110 206V205H109ZM127 206V207H128ZM199 206H200V204H199ZM108 207V206H107ZM119 207V206H118ZM64 208V209H63ZM100 208V207H99ZM121 208H124V207H121ZM120 208V209H121ZM145 208V207H144ZM145 208V209H146ZM72 209V208H71ZM112 209V208H111ZM28 210V209H27ZM102 210V209H101ZM123 210V209H122ZM127 210V211H128ZM70 211V210H69ZM126 211V210H125ZM126 211V212H127ZM147 211V212H148ZM163 211V210H162ZM103 211H101L100 213H99V211H98V215L96 216V224H97V226L99 227V229H97V230H100V229H104L105 227H104V220H105V218H104V212H103V214H101ZM125 212V213H126ZM129 212V211H128ZM153 212V213H152ZM176 212H177V210H176ZM176 212H172L173 214H168V216L166 217V220L168 221V222H171L172 220L174 221L175 220V218H177V213ZM68 213V214H67ZM97 213V212H96ZM112 213V212H111ZM117 213H118V210H117ZM120 213V212H119ZM118 213V214H119ZM161 213H163V212H161ZM204 213H206V214H208V216L207 217H209L210 216V218H215V220L216 221H218V220H220V221H218V222H222V227H223V232L221 231V225L220 226H217V225H219L218 223H215L216 221H214V219H213V222H209L210 221V219H207V220H209V221H206L205 219L207 218V217H205V215L206 214H204ZM129 214H130V212H129ZM148 214V213H147ZM150 214V215H151ZM158 214H159V212H158ZM102 215H104V216H102ZM128 215V214H127ZM149 215V214H148ZM113 216H116V215H113ZM122 216V215H121ZM121 216H116V217H121ZM124 216V215H123ZM122 216V217H123ZM130 216V215H129ZM154 216V215H153ZM110 217V216H109ZM121 217V218H122ZM132 217V216H131ZM138 217H140V215L138 216ZM144 217H146V216H144ZM151 217V216H150ZM157 217V216H156ZM161 218L163 217L162 215L160 216ZM160 217H159V220H160ZM165 217V216H164ZM24 218V217H23ZM95 218V217H94ZM135 218V217H134ZM152 218V217H151ZM158 218V217H157ZM157 218H155V222H156V219ZM109 219V218H108ZM126 219V218H125ZM130 219H132V218H130ZM143 219V218H142ZM145 219V218H144ZM186 219V220H187ZM218 219V220H217ZM93 220V219H92ZM92 220H89L90 222L92 221ZM112 220V219H111ZM114 220H117V219H114ZM134 220V219H133ZM132 220V221H133ZM158 220V219H157ZM165 222H166V220H165V218L163 219ZM24 221V220H23ZM126 221H128V220H126ZM131 221V220H130ZM161 221V220H160ZM159 221V222H160ZM78 222H81V224H78ZM86 222H85V224H86ZM111 222V221H110ZM143 222V221H142ZM158 222V223H159ZM193 222H195V223H193ZM88 223V222H87ZM115 223V222H114ZM140 223V225H143V224H145V221H144V223H142L141 224V222H139ZM150 223V222H149ZM153 223V222H152ZM162 223V225H163V222H161ZM167 223V222H166ZM173 223V222H172ZM201 223V222H200ZM25 224V223H24ZM84 224V225H85ZM90 224V223H89ZM92 224V223H91ZM105 224H106V222H105ZM107 224H108V222H107ZM107 224H106V226H107ZM111 224V223H110ZM135 224V223H134ZM138 224V223H137ZM165 224V223H164ZM198 224V223H197ZM217 224V225H216ZM81 227H80V226ZM172 225H174V224H171V226ZM27 226V225H26ZM80 227V229L78 230L76 227ZM92 226H93V224H92ZM92 226H90V227H92ZM108 226H109V224H108ZM159 226V225H158ZM157 225H156V227H158ZM175 226V225H174ZM174 226H172L173 228H174ZM192 226V225H191ZM83 227H86V226H83ZM114 227H116V226H114ZM141 227H143V226H141ZM146 227H147V224H146ZM150 227V226H149ZM218 227V228H217ZM219 227H221V228H219ZM26 228V227H25ZM95 228H97V227H95ZM152 228H154L153 226H152ZM160 228V227H159ZM169 228H171V227H169ZM168 228V229H169ZM192 228H190V229H192ZM76 229L78 230V232H77V235H78V237H80V239H82V241H83V244L81 243V240L80 239H78V237L76 238V239H78L77 241H75L76 239H75V236H74V234H72V233H74V231L76 232ZM81 229H83V230H81ZM110 229V228H109ZM114 228H112L111 230H113ZM137 229H139V228H137ZM141 229V228H140ZM151 229V228H150ZM158 229V228H157ZM31 230V231H32ZM33 230V232H35ZM82 231V233L84 232V235L82 236V238H81V231ZM127 230V229H126ZM71 231H72V233H71ZM79 231H80V235L78 234L79 233ZM96 231V230H95ZM150 231V230H149ZM156 231H158V230H156ZM173 231V230H172ZM190 231H191V233H192V235H191V233H190ZM219 231H221L222 232V234L221 235H219ZM87 232V231H86ZM90 232H92V231H90ZM100 232V231H99ZM101 232H107L106 231V228H105V231H103V230H101ZM109 232V231H108ZM116 232V231H115ZM160 232H162L163 233V231L162 230H160ZM220 232V233H221ZM95 233V232H94ZM110 233V232H109ZM112 233V232H111ZM123 233V232H122ZM128 233V232H127ZM143 233V232H142ZM154 233V232H153ZM91 234V233H90ZM90 234L88 235V234H86V235H88V236H90ZM126 234V233H125ZM161 234V233H160ZM159 234V235H160ZM34 235V234H33ZM112 235V234H111ZM116 235V234H115ZM131 235V234H130ZM138 235V234H137ZM164 235V234H163ZM205 235H209V236H211L212 237V239H207V238H205L204 236ZM93 236V235H92ZM107 236V235H106ZM110 236V235H109ZM122 236V235H121ZM127 236V235H126ZM149 236H151V234L149 235ZM157 236H158V234H157ZM36 237V236H35ZM112 237V236H111ZM114 237V236H113ZM158 237H161L160 239H161V241L163 242V239L165 238V236H158ZM157 237V238H158ZM164 237V238H163ZM90 238V237H89ZM96 238V237H95ZM116 238V237H115ZM125 238H127V237H125ZM138 238H139V236H138ZM148 238V237H147ZM151 238V237H150ZM153 238V237H152ZM86 239H87V237H86ZM93 239H94V236H93ZM97 239V238H96ZM95 239V240H96ZM103 239V238H102ZM112 239V238H111ZM110 239V240H111ZM137 239V238H136ZM142 239V238H141ZM159 239V238H158ZM159 239V240H160ZM38 240H36V241H38ZM80 240V241H79ZM128 241H130V238H128L127 239ZM152 240V239H151ZM150 240V241H151ZM172 240V239H171ZM170 240V241H171ZM79 241V242H78ZM85 241V242H84ZM149 241V242H150ZM166 241V240H165ZM176 241V242H175ZM78 242V243H77ZM93 242H94V240H93ZM110 242H112V240L110 241ZM137 242V241H136ZM37 243V242H36ZM82 244V245H80V244ZM89 243V242H88ZM88 243L86 244V245H88ZM95 243V242H94ZM115 243V242H114ZM124 243V242H123ZM125 243L127 244V241L125 240ZM172 243V244H173ZM78 244V246H82V250H79V248L77 249L76 247H78V246H76V245ZM98 244V243H97ZM96 243H95V245H97ZM128 244H130V242L128 243ZM127 244V245H128ZM162 244V243H161ZM171 244V245H172ZM125 245V244H124ZM141 245V244H140ZM153 245V244H152ZM155 245V244H154ZM42 246V245H41ZM44 246V245H43ZM126 246V245H125ZM131 246V245H130ZM168 246V247H169ZM46 247V248H47ZM84 247V248H83ZM88 247V246H87ZM93 247V246H92ZM105 247V246H104ZM116 247V246H115ZM167 247V248H168ZM43 248V247H42ZM47 248V249H48ZM89 248H91V243H90V245H89ZM192 248L194 249V250H192ZM75 249H77V250H79V251H76ZM97 249V248H96ZM138 249V248H137ZM45 250V249H44ZM49 250H48V252H49ZM88 250V249H87ZM91 250V249H90ZM89 250V251H90ZM106 250V249H105ZM68 251V252H67ZM76 251V252H75ZM81 251V252H80ZM98 251V250H97ZM47 252V253H48ZM86 252V251H85ZM85 252H83V253H85ZM167 252V251H166ZM52 253H54V252H52ZM150 253V252H149ZM64 254V253H63ZM87 254V253H86ZM85 254V255H86ZM92 254V253H91ZM90 254V255H91ZM137 254V253H136ZM155 254V253H154ZM153 254V255H154ZM50 255V254H49ZM56 255H54V256H56ZM62 255V254H61ZM65 255V254H64ZM84 254H82L81 253V257L83 256ZM84 255V256H85ZM88 255V254H87ZM134 255V254H133ZM63 256V255H62ZM70 256H66V257H70ZM137 256V255H136ZM186 256V257H185ZM50 257H51V255H50ZM105 257V256H104ZM59 258V257H58ZM57 258V259H58ZM71 258H68V259H71ZM79 258V257H78ZM77 258V259H78ZM84 258V257H83ZM86 258V257H85ZM95 258V257H94ZM119 258V257H118ZM129 258V257H128ZM155 258V257H154ZM61 259V258H60ZM60 259H59V261H60ZM63 259V258H62ZM61 259V260H62ZM67 259V258H66ZM87 259V258H86ZM124 259H126V258H124ZM138 259V258H137ZM55 260V259H54ZM81 260V259H80ZM109 260V259H108ZM140 260V259H139ZM82 261H84V260H82ZM105 260L103 259V264H105V262H104ZM146 261V260H145ZM72 262H73V260H72ZM77 262V260L74 262V264ZM65 263V262H64ZM67 263V262H66ZM78 263H79V261H78ZM83 263V262H82ZM59 264V263H58ZM72 264V263H71ZM153 264V263H152Z\"/></svg>",
    "mask_w": 264,
    "mask_h": 264
}]
</instances>
